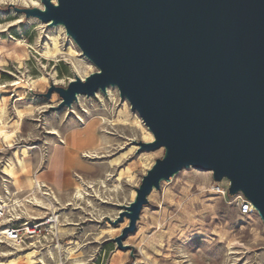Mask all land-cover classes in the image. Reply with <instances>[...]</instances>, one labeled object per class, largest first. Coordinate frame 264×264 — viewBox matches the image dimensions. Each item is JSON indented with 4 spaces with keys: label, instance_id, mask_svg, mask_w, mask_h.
I'll return each mask as SVG.
<instances>
[{
    "label": "rangeland",
    "instance_id": "1",
    "mask_svg": "<svg viewBox=\"0 0 264 264\" xmlns=\"http://www.w3.org/2000/svg\"><path fill=\"white\" fill-rule=\"evenodd\" d=\"M32 7L43 8L41 0H0V58L7 61L6 66L0 65V100H7L5 122L13 124L17 110L33 109V116L25 117L21 133L13 135L11 143L0 144V205L10 210V223L34 225L37 232L33 240L19 246L21 252L11 251L13 256H0V261L21 256L18 264H28L23 255L35 250L33 264H264V225L258 214L240 193L229 195L226 179L216 183L211 172L193 168L181 170L173 181L162 182L160 190H154L135 230L121 240L119 247L117 239L129 224L123 207L132 202V191L164 151L143 146L150 142H144L141 126L147 128L129 103L121 100L118 90L104 97L83 95L76 105L61 106L62 99L53 89H66L79 70L78 74L86 78L97 69L64 29L27 17L24 11ZM52 34L62 50L53 59L43 52L47 44H52ZM124 111L134 123H128V129L111 126L118 113ZM86 113L105 117L107 123L101 125L97 119L92 128L97 139L81 144L83 152H94L96 158H84L89 168L79 170L76 166L83 159L71 146L76 136L71 139L70 135L87 127L88 120L85 125L77 120L86 119ZM61 125L64 128L60 129ZM60 140L67 144L54 147ZM24 148L32 163L29 175L44 182L50 191L35 187L18 196L12 194L19 191L1 171L13 153L21 154ZM119 160L122 163L118 167L109 168L110 163ZM126 168L132 171V179L123 176L118 181L120 170ZM78 176L91 184L80 186ZM24 178L20 176V183ZM57 181L69 185L58 190L52 185ZM78 185L83 198L73 197ZM125 218L128 224L121 229ZM7 245L14 247L0 239V253L8 252Z\"/></svg>",
    "mask_w": 264,
    "mask_h": 264
},
{
    "label": "water",
    "instance_id": "2",
    "mask_svg": "<svg viewBox=\"0 0 264 264\" xmlns=\"http://www.w3.org/2000/svg\"><path fill=\"white\" fill-rule=\"evenodd\" d=\"M25 10L62 25L97 71L53 89L70 107L78 95L115 87L162 158L124 206L135 230L148 196L181 170L226 179L264 225V0H41Z\"/></svg>",
    "mask_w": 264,
    "mask_h": 264
},
{
    "label": "bare ground",
    "instance_id": "3",
    "mask_svg": "<svg viewBox=\"0 0 264 264\" xmlns=\"http://www.w3.org/2000/svg\"><path fill=\"white\" fill-rule=\"evenodd\" d=\"M53 4L56 3V0H51ZM39 3V2H38ZM36 4V3H34ZM38 5V4H36ZM29 7V6H28ZM33 8V7H32ZM43 9V8H41ZM23 17V16H22ZM36 18V17H35ZM32 19V18H31ZM33 21H38V19H32ZM31 20V21H32ZM24 22V21H23ZM38 23H42V22H38ZM47 25V24H46ZM50 26V25H49ZM48 26V27H49ZM56 28H59V30H62L63 31V26L62 25H58V26H55ZM45 28V27H44ZM55 30V29H54ZM58 30V31H59ZM56 32V31H55ZM49 34V33H48ZM59 35V33H58ZM61 35V34H60ZM66 35V34H65ZM52 38V44L49 45L47 44L46 46V49L43 51L44 52V56L47 57V56H52V59L54 56H57L58 54H60V52L62 51L59 47V41L57 39L56 36H54L53 34L51 35ZM49 37V36H48ZM18 41V40H17ZM20 44V43H19ZM74 44V43H72ZM16 45V44H15ZM14 45V48L17 46ZM77 47V46H76ZM78 48V47H77ZM5 49V48H4ZM8 50V49H7ZM72 50V49H71ZM68 52V51H67ZM2 53V52H1ZM76 53V52H75ZM7 54V53H5ZM63 54V53H62ZM67 54V53H66ZM82 54V53H81ZM2 55V54H1ZM15 55V54H14ZM80 55V54H79ZM17 56V55H16ZM8 57V55H7ZM67 57V56H66ZM6 58V57H5ZM12 59V57H10ZM48 58V57H47ZM85 58V57H84ZM51 59V58H50ZM13 61V60H12ZM88 61V60H86ZM9 62V61H8ZM0 65L1 66H6L7 65V61L6 60H3V58H0ZM91 65V64H90ZM93 65V64H92ZM78 67V66H77ZM79 69V68H78ZM80 72V70L78 71ZM78 72L74 73V77H77L79 76L81 78V80H84V77L80 76L78 74ZM32 85H35V82L32 83ZM40 86V85H39ZM10 87H15V85H10ZM112 90H115L117 92V89L115 87H112V86H109L107 87L106 89V93H102V92H97L96 93V98L98 97L99 94L102 95V97H104L105 95H108ZM113 92V91H112ZM21 97V95H19ZM111 96V95H110ZM5 97V96H4ZM84 96L83 95H78L77 96V100L74 102L73 105H76V103L80 102L82 100ZM19 100H22V99H19ZM122 100V99H121ZM9 101V100H8ZM113 101V100H112ZM108 104V103H107ZM26 106V105H24ZM99 106V105H98ZM102 106V105H101ZM6 107H7V100L5 98H3L2 100H0V144H3V143H11L12 142V136L13 135H16L17 133H21L22 131V124L24 122V119L26 116H33V109L31 107H29L26 111H16L17 113V120L9 125L5 122V114H6ZM74 107V106H73ZM104 107V106H103ZM70 108V107H69ZM100 108V107H99ZM127 108V107H126ZM91 109V108H90ZM68 110V109H67ZM83 110V109H82ZM105 110V109H104ZM108 110V109H107ZM114 111V110H113ZM64 112V111H63ZM67 112V111H66ZM111 113V112H109ZM64 114V113H63ZM88 116L86 119H83L81 117H79L77 120H79V122L83 123L84 125L87 124L86 123V120H88V125L86 128L84 129H81V132L79 133H76L75 135H70V138L73 139L75 136V141L73 140V145H71L75 150H76V154H78L80 156L81 159H83L80 163L77 164L76 166V169H79V170H85V169H88L89 168V165L85 162H88L86 161L84 158H96L95 156V153L94 152H83V147L81 144H84L85 142H88V141H94L95 139H97V137L95 138V134L93 133V130L92 128L97 125L98 121L97 119H100L101 120V125H104L107 123V118L105 117H102V116H94V114L92 113H86ZM97 114V113H96ZM77 115V114H76ZM116 116V115H115ZM37 117V116H36ZM60 117V116H59ZM55 118V117H54ZM112 118V117H111ZM46 119V118H45ZM51 119V118H50ZM56 120V119H55ZM31 121V120H30ZM58 122V121H57ZM136 122V121H135ZM60 123V122H59ZM111 123V122H110ZM128 123L132 124L134 123L133 121L131 122L130 119H129V116L127 114L126 111L124 112H119L118 115L116 116V118H114L112 120V125L111 126H114L116 127L117 129H128L129 125ZM58 124V123H56ZM51 126V125H50ZM109 126V125H108ZM9 128H12L11 131H9ZM52 128V126H51ZM50 128V129H51ZM64 128V125H61L60 126V129ZM141 129L142 131L144 132V135H145V140L144 142H152L153 141V136L151 135V133L145 129L144 127L141 126ZM49 130V129H48ZM113 130V129H112ZM9 132H12L10 135ZM106 133V132H105ZM51 134H56V132H51ZM109 135V134H108ZM57 137V136H56ZM59 139V138H58ZM143 139V137H142ZM56 140V139H55ZM99 142V141H97ZM51 143V142H50ZM66 141H63V140H60L59 144H56L54 145V147H60V145H66ZM144 144V143H143ZM85 145V144H84ZM9 146H13V145H9ZM135 148V147H134ZM130 150V149H129ZM134 150V149H133ZM132 150V151H133ZM128 151V150H127ZM131 151V152H132ZM145 151V150H144ZM129 152V153H131ZM147 153V152H146ZM157 153V152H156ZM82 154H84V156L82 157ZM77 155V156H78ZM123 155V154H122ZM149 155V154H148ZM151 155V154H150ZM154 155V154H153ZM125 156H126V152H125ZM145 156V155H144ZM29 155H28V151L27 149H22L21 151V154H19V152H14L13 153V156L12 158L9 160V162L6 163V165L3 167V170L1 172H3V175L5 174L6 176H8L10 179H11V184H12V187H14V190H17L19 192H14L12 193L13 195L15 196H18L19 193H23L25 191V189H33L35 187H38L39 189H46V190H51L50 188H48V186L40 181L39 179L37 178H34V176H30L29 175V171L31 169V166H32V163L30 162V160L28 159ZM121 157V156H120ZM141 157V156H139ZM138 157V158H139ZM79 158V159H80ZM118 159V158H117ZM8 160V159H7ZM145 160V159H144ZM151 160V159H150ZM80 161V160H79ZM145 161H148V160H145ZM152 161V160H151ZM76 162V161H74ZM142 162V161H141ZM122 163L121 160L115 162V163H110L109 165V168L110 169H114L115 167H118L120 164ZM152 163H150L151 165ZM126 166V165H125ZM143 166V165H142ZM130 168V167H129ZM129 168H126V169H122L120 170V173L118 175V181L122 180L123 176L126 177H129L132 179L131 177V172ZM2 169V168H1ZM150 169V168H149ZM144 173V172H143ZM143 175V174H142ZM20 176H24V183H20ZM144 176V175H143ZM107 178V177H106ZM130 179V180H131ZM173 181V179H172ZM78 184L80 186H85V184H91V183H87L85 182L81 177L78 176ZM100 183L102 185H104V181L103 180H100ZM164 184H168V182H164ZM77 186L76 190H75V195L73 197L75 198H83V194L81 192V189H80V186ZM103 187V186H102ZM101 188V187H100ZM6 189V188H5ZM83 189V188H82ZM114 191V190H113ZM46 192V191H45ZM155 193V191L153 190L151 192V194L148 196V200L151 201V198L153 196V194ZM6 194L9 196L11 195V193L9 191L6 192ZM47 194V193H46ZM51 194V193H50ZM111 194V192H110ZM117 195V193H115ZM86 195V194H85ZM115 197V196H114ZM135 197V191H132V195L130 196V199L131 201H133ZM14 198V197H13ZM123 198V197H122ZM34 199V198H33ZM53 199V198H52ZM85 199V198H84ZM172 199V198H171ZM2 200V199H0ZM10 200V199H9ZM50 200V199H49ZM3 201V200H2ZM82 201V200H81ZM35 202V201H34ZM37 203V202H36ZM40 203V202H39ZM85 203V201H84ZM31 204V203H30ZM86 204V203H85ZM119 204V203H118ZM14 205V204H13ZM48 205V204H47ZM117 206V205H116ZM124 206V205H123ZM250 207H252L250 204H249ZM249 206H247L246 209L249 208ZM14 207V206H13ZM89 207V206H88ZM99 207V206H98ZM23 209V208H22ZM118 209V208H117ZM121 210V209H120ZM14 211V209H13ZM18 212V211H17ZM25 212V211H24ZM23 213V212H22ZM17 215V214H16ZM25 215H27L25 213ZM17 218V217H16ZM55 218V217H54ZM18 219V218H17ZM115 219V218H114ZM126 219V218H125ZM19 220V219H18ZM57 223V222H56ZM128 224V220L126 219V221L123 223V225L121 226V229L125 228ZM55 225V224H54ZM52 227V226H51ZM53 228V227H52ZM110 233V232H109ZM142 235V234H141ZM3 245V244H2ZM77 245V244H76ZM7 248H8V252H2L0 253V256H10L12 255L11 251H16V252H21L22 249H19V246L18 247H12L10 245H7ZM56 248V247H55ZM58 249V247H57ZM55 250V249H53ZM68 251V250H67ZM146 251V250H145ZM53 252V251H52ZM52 252L50 251L49 254L52 255ZM58 252V251H57ZM71 252V251H70ZM36 253V251H31V252H28L26 253L25 255H23L26 259H27V263L28 264H33L34 263V260H33V257H34V254ZM19 254V253H18ZM23 254V253H22ZM21 254V255H22ZM14 255V254H13ZM12 255V256H13ZM20 255V254H19ZM49 255V257H50ZM72 255V253H71ZM73 256V255H72ZM21 257V256H20ZM11 258L8 262H1L0 261V264H18V259L20 258Z\"/></svg>",
    "mask_w": 264,
    "mask_h": 264
},
{
    "label": "built area",
    "instance_id": "4",
    "mask_svg": "<svg viewBox=\"0 0 264 264\" xmlns=\"http://www.w3.org/2000/svg\"><path fill=\"white\" fill-rule=\"evenodd\" d=\"M218 188V187H217ZM219 191V190H218ZM247 208V207H246ZM13 216L8 207L0 205V239L4 242L20 246L28 240H33L36 236L37 226H18L12 222Z\"/></svg>",
    "mask_w": 264,
    "mask_h": 264
},
{
    "label": "crops",
    "instance_id": "5",
    "mask_svg": "<svg viewBox=\"0 0 264 264\" xmlns=\"http://www.w3.org/2000/svg\"><path fill=\"white\" fill-rule=\"evenodd\" d=\"M72 180V179H71ZM69 182H70V180H69ZM69 182L67 183V184H64V185H62V184H59L60 182H58L57 181V184L55 185V184H52L53 185V187L55 188V189H61V188H65L67 185H69Z\"/></svg>",
    "mask_w": 264,
    "mask_h": 264
}]
</instances>
